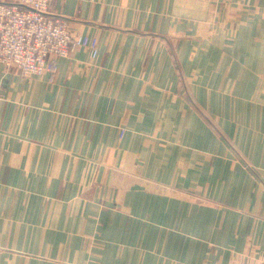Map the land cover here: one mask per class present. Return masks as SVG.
Returning a JSON list of instances; mask_svg holds the SVG:
<instances>
[{"label": "crops", "instance_id": "crops-1", "mask_svg": "<svg viewBox=\"0 0 264 264\" xmlns=\"http://www.w3.org/2000/svg\"><path fill=\"white\" fill-rule=\"evenodd\" d=\"M50 10L98 56L0 65V264L264 262V0Z\"/></svg>", "mask_w": 264, "mask_h": 264}, {"label": "built area", "instance_id": "built-area-1", "mask_svg": "<svg viewBox=\"0 0 264 264\" xmlns=\"http://www.w3.org/2000/svg\"><path fill=\"white\" fill-rule=\"evenodd\" d=\"M51 1L0 0V65L7 71L29 79L55 73L57 61L78 48L97 58L98 38L74 34L66 18L51 12Z\"/></svg>", "mask_w": 264, "mask_h": 264}]
</instances>
